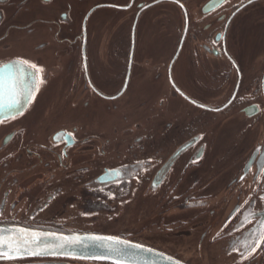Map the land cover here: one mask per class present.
<instances>
[{
  "label": "flooded vegetation",
  "instance_id": "af4514ba",
  "mask_svg": "<svg viewBox=\"0 0 264 264\" xmlns=\"http://www.w3.org/2000/svg\"><path fill=\"white\" fill-rule=\"evenodd\" d=\"M0 225L264 264V0H0Z\"/></svg>",
  "mask_w": 264,
  "mask_h": 264
},
{
  "label": "water",
  "instance_id": "95a60500",
  "mask_svg": "<svg viewBox=\"0 0 264 264\" xmlns=\"http://www.w3.org/2000/svg\"><path fill=\"white\" fill-rule=\"evenodd\" d=\"M0 236L3 237L4 247L0 256L9 258L62 257L116 264H184L151 247L104 234L56 233L22 226L0 225ZM97 237H114L122 243L117 244L107 239H95ZM11 241H18L19 251L13 253L8 250ZM61 244L64 246L60 247Z\"/></svg>",
  "mask_w": 264,
  "mask_h": 264
},
{
  "label": "snow or ice",
  "instance_id": "6c2138e0",
  "mask_svg": "<svg viewBox=\"0 0 264 264\" xmlns=\"http://www.w3.org/2000/svg\"><path fill=\"white\" fill-rule=\"evenodd\" d=\"M18 64H28L27 61H19L17 62ZM15 67V65H14ZM31 67L35 68L36 66L35 65H31ZM39 71V70H38ZM9 94L10 95H15V89L14 88H9ZM14 103H18L16 101H14ZM9 107L11 108L12 105H9ZM95 239H107V240H110V241H114L115 243L119 244V243H122L118 238H114V237H107V238H95ZM69 243H71V241H69ZM64 244H61L60 247H63ZM255 247H259V243H257V245ZM255 247L252 249V251L255 250ZM8 250L15 253L16 251H19V247H18V241H11L9 242V246H8ZM4 251V247H3V237L0 236V253H2ZM32 254H37V253H32ZM2 258V257H0Z\"/></svg>",
  "mask_w": 264,
  "mask_h": 264
}]
</instances>
